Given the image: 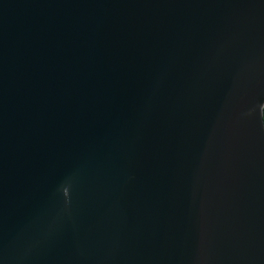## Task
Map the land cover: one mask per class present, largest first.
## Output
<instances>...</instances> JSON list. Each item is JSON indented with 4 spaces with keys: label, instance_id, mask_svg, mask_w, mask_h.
Wrapping results in <instances>:
<instances>
[{
    "label": "water",
    "instance_id": "water-1",
    "mask_svg": "<svg viewBox=\"0 0 264 264\" xmlns=\"http://www.w3.org/2000/svg\"><path fill=\"white\" fill-rule=\"evenodd\" d=\"M264 0H0V264H264Z\"/></svg>",
    "mask_w": 264,
    "mask_h": 264
},
{
    "label": "trees",
    "instance_id": "trees-1",
    "mask_svg": "<svg viewBox=\"0 0 264 264\" xmlns=\"http://www.w3.org/2000/svg\"><path fill=\"white\" fill-rule=\"evenodd\" d=\"M263 121H264V108H263Z\"/></svg>",
    "mask_w": 264,
    "mask_h": 264
}]
</instances>
